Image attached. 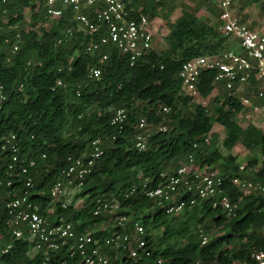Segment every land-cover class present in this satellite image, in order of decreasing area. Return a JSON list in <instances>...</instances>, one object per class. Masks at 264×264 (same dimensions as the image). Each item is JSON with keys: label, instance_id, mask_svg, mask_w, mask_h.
<instances>
[{"label": "trees", "instance_id": "obj_1", "mask_svg": "<svg viewBox=\"0 0 264 264\" xmlns=\"http://www.w3.org/2000/svg\"><path fill=\"white\" fill-rule=\"evenodd\" d=\"M44 1L8 0L7 23L16 24L17 29L0 30V85L6 94L0 107V135L15 134L20 145L19 155L36 159L31 189L35 194L30 199L40 205L45 215L44 210L50 202L49 187L66 164L67 157L81 155L89 148L90 141L98 138L103 153L77 194L87 197L84 206L74 208L72 204L67 207L56 204L54 215H46L50 221L54 216H62L66 221H72L78 231L90 229L106 217L105 213L93 215L94 200L115 197L119 208L113 216H127L129 223L138 220L150 232L153 228H162L158 236L152 233L147 239L152 258L164 257L171 264H191L195 260L212 264H255L251 253L264 249V193L243 194L232 179L248 177L249 181L264 185V160L249 176V168L257 165L256 156H252L245 169L240 171L234 158L206 147L205 139L213 124L218 123L225 129L222 143L225 148L231 149L240 142L247 150L258 148L264 157V131L251 123L241 127L236 122L235 116L243 105L234 89L229 94L218 84L223 90L215 98L216 105L211 112L203 103H193L192 97L180 93L178 73L184 62L197 56L228 51L230 37L219 30V22L216 26L211 25L201 17L203 7L213 6L211 1L190 0L193 8L184 5L181 15L171 22L176 0H124L134 17L144 14L151 20L160 9L165 10L163 17L169 29L166 37L169 47L165 51L149 50L133 64L128 54L116 48H106L105 60L97 53L88 54L85 47L97 35L75 33L56 44L61 29L73 25L71 11L66 10L64 16L48 29L41 25L37 27L46 18ZM239 1L242 7L250 2ZM26 6L31 10V29L27 32L23 28L22 15ZM16 31L21 35V42L18 51L10 54ZM5 36L10 38L9 43H3ZM89 67H100V78H88ZM214 76V71L200 73L198 90L202 98L213 91ZM58 80L62 82L59 85ZM20 84L22 88L18 89ZM256 85L252 74L248 92L253 96ZM164 106L170 108L167 113L163 112ZM118 108H124L127 116L122 129L110 124L112 114ZM141 117H145L154 130L148 139V147L138 151L134 147V125ZM68 124L72 132L64 136L63 129ZM160 124H166L167 130H157ZM41 153H45V158H40ZM189 154L195 162L207 166L221 159L224 161L226 168L220 173L223 191L237 204L235 216L225 217L219 207L213 208L209 200H204L186 207L184 218L170 223L169 215L150 198L142 194L124 196L133 184H140L144 178L150 179V185H155L161 180L160 173L174 172ZM6 159L0 161V176H4ZM15 182L13 193L20 194L23 184ZM4 192L5 188H0V264H44L42 252L30 256L32 244L26 239H16L7 230ZM184 198L187 195L182 196ZM145 211L148 212L140 217L139 214ZM210 220L216 226H222L224 232L201 244L200 233L192 231L191 227L205 225ZM107 234V230L101 229L94 232L95 237ZM175 238L184 244L176 247L172 243ZM6 245L10 247L1 252ZM229 246L234 247V251ZM80 259L78 254L69 257L62 248L58 256L51 257L45 264L62 260L65 264H80Z\"/></svg>", "mask_w": 264, "mask_h": 264}, {"label": "built area", "instance_id": "obj_2", "mask_svg": "<svg viewBox=\"0 0 264 264\" xmlns=\"http://www.w3.org/2000/svg\"><path fill=\"white\" fill-rule=\"evenodd\" d=\"M218 12L217 21L219 30L226 36L236 40L242 48L241 52L233 50L221 54L202 55L187 60L178 73L181 79L180 93L195 98L200 96L198 90L199 75L202 71H214V85L220 84L222 88L231 93L242 91L249 84L253 74L257 87L254 99L264 104V29L253 28L243 22L233 6V0H210ZM8 0H0V30H15L16 24L7 23ZM71 11L72 26L64 27L56 44L63 39L73 37L75 33L97 35L91 40L85 50L88 54L97 53L101 60L107 58L106 48H116L130 56L131 64L144 53L153 49L154 32L152 21L147 15H131L132 9L127 8L124 0H45L44 10L46 17L55 22L64 16L66 10ZM31 29V27L29 28ZM25 31L27 32V30ZM14 42L9 48L10 54L19 49L21 35L14 34ZM10 38L5 36L3 43H9ZM9 60V58H8ZM29 64V62H28ZM101 75L100 67H89L87 76L98 79ZM60 80L57 84H61ZM22 85L18 86L21 89ZM80 93L77 90L76 95ZM6 99L3 85H0V107ZM241 104H250L247 97L241 99ZM167 113L169 107L164 106ZM244 108L241 110L243 113ZM124 108L116 109L110 119V124L122 129L126 124ZM134 147L143 151L148 147V139L154 126L147 122L145 117L139 118L135 123ZM159 131H166L167 125L156 127ZM208 141V138L205 139ZM194 147L196 144L193 145ZM20 145L17 136L13 133L0 135V161L7 157L4 164V176H0V188H5L4 209L8 216L7 230L16 239H26L32 245L29 252H42L44 264L51 257L60 254L64 248L69 257L76 254L80 256V264H171L164 257L152 258V250L147 245V239L152 234L140 222L129 223L127 216H113L119 208V201L115 197L96 198L93 204V215L101 213L110 214L113 224L110 227H119L111 230L106 227L108 234L95 237L98 229L78 231L72 221H66L62 216H54L51 221L46 215H54L56 204L67 207L82 200L77 196L85 184V179L91 174L100 159L103 148L98 138L89 143V148L78 156H68L66 164L58 172L54 182L49 187L50 202L41 212L40 205L31 200L35 194L31 191L34 186L32 172H36L35 157L22 158L19 155ZM41 153L40 158H45ZM246 164L238 165L239 170L245 169ZM161 180L150 185V179L144 178L140 184H133L125 197L144 195L150 198L154 205L160 207L168 215L183 211L186 207L209 200L213 208L219 207L230 218L235 216L237 204L231 202L223 191V178L220 173L210 169L199 170L195 165L194 157L189 154L186 162L180 163L172 173H160ZM15 181H21L23 190L15 194ZM232 183L243 194L251 191L264 193V185L253 183L246 178L235 176ZM187 198L182 199V196ZM52 200H56L53 201ZM201 244L208 241V237L200 233ZM10 245H6L1 252H6ZM255 264H264V249L251 253ZM56 264H65V260ZM191 264H212L195 260Z\"/></svg>", "mask_w": 264, "mask_h": 264}, {"label": "rangeland", "instance_id": "obj_3", "mask_svg": "<svg viewBox=\"0 0 264 264\" xmlns=\"http://www.w3.org/2000/svg\"><path fill=\"white\" fill-rule=\"evenodd\" d=\"M243 1H250L248 4L244 5L242 7V2L239 0H233V6L240 16L241 20L243 22H246L249 26L253 28H260L264 29V0H243ZM176 9L173 11V13L170 15V21L173 22L176 18H178L181 15V11L184 5H186L189 9L193 8V3L190 0H176ZM165 14V10L160 9L158 13L151 19L152 21V30L154 32V42H153V49L157 53H162L165 51L168 47L169 44L167 42V35L169 32L168 26L166 24V21L163 17ZM22 15H23V28L24 29H29L30 28V15H31V10L29 6H26L22 10ZM202 18H206L211 25L216 26L217 18H218V13L216 7L213 5H210L209 8L203 7L202 13H201ZM52 24H56L54 19H50L46 17L43 22H39L37 24V27L39 25L43 26L44 28H49ZM20 23H18V26ZM232 49L234 52L238 53L242 51V48L239 46L238 42L235 41L232 38H228V49ZM223 89H221L220 85H215L213 91L209 94L208 97L202 98L201 96H197L192 99L193 103H203L209 110V112L212 111V108L216 105L215 103V98L219 97L220 92ZM239 99L241 100L244 97H247L250 100V104L243 106L244 110L243 113L241 111L237 113L235 116L236 122L241 126L245 127L247 124L251 123L259 128H261L264 131V104L261 101H258L254 99L253 93L248 92V84L244 86L242 91L235 92ZM70 132H72V127L71 125H66L63 129V135L67 136ZM208 141L205 146L209 148H214L217 151H219L223 156L225 157H232L234 158V164L235 165H241V164H246L247 161L252 157L256 156L257 157V165L249 168L248 174L251 176V173L254 171H257L260 166H261V161L264 160V157L260 154L259 149L255 148L253 150H247L242 146L240 142H237L231 149H227L223 146V140L225 138V129L223 126H221L218 123H214L213 127L210 131V133L207 135ZM86 139V137H83ZM186 162L185 159L181 161V163ZM195 165L198 167L199 170L202 169H210L217 171L219 173L223 172L226 168V165L224 161L218 160L214 162L211 166H207L205 163H201L200 161L195 162ZM248 179V177L246 178ZM250 180V179H248ZM253 182V181H252ZM253 183H259L257 181ZM85 198L83 197L82 200H78V198L75 197V200L78 201L74 203L75 207L74 208H80L83 207V203L85 201ZM56 201V200H52ZM148 211H145L140 215V217L144 214H146ZM184 211L178 212L176 214L169 215L168 221L170 223H175L181 219L184 218ZM105 219L97 224L94 225L90 229H104L106 227H110L113 224L112 218L110 214L106 213L104 214ZM139 217V216H138ZM193 225L192 231L198 230L199 233H203V235H206L208 239L215 237L219 234H222L224 230L222 229V226H216L212 220H210L207 224L205 225ZM196 228V229H195ZM223 230V231H222ZM162 232V228H157V229H152V233L156 236H158ZM172 243L176 247H180L184 244V241H180L178 239H173ZM229 249L231 251H234V247L229 246ZM30 256L33 255V252H30Z\"/></svg>", "mask_w": 264, "mask_h": 264}]
</instances>
